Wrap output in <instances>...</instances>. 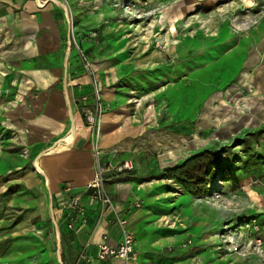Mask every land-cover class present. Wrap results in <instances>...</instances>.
<instances>
[{
	"label": "rangeland",
	"instance_id": "1",
	"mask_svg": "<svg viewBox=\"0 0 264 264\" xmlns=\"http://www.w3.org/2000/svg\"><path fill=\"white\" fill-rule=\"evenodd\" d=\"M65 7L70 36L80 19ZM81 12L93 22L81 25L80 39L91 45L103 39V26L115 24L119 48H134L164 75L149 123L159 146L147 153L139 180L153 184L135 205H145L140 248L155 252L142 262L264 264V0H84ZM175 46L187 49L176 55ZM89 49L77 36L69 46L81 74L88 62L99 89ZM238 100L252 102L253 119L233 121ZM80 101L81 113L89 104ZM18 156V146L0 142V264H71L76 248L30 203L39 194L13 181L29 167Z\"/></svg>",
	"mask_w": 264,
	"mask_h": 264
},
{
	"label": "crops",
	"instance_id": "2",
	"mask_svg": "<svg viewBox=\"0 0 264 264\" xmlns=\"http://www.w3.org/2000/svg\"><path fill=\"white\" fill-rule=\"evenodd\" d=\"M65 3L76 19L79 16V23L75 20L72 25L73 34L80 45L90 47L105 108L99 133L93 137L80 113V97L88 95L85 102L92 103L91 90L87 77L79 71L75 51H70L67 44L70 24ZM83 3L84 0H0V142L10 141L22 150L18 158L29 167L19 168L13 181L39 194L38 200L30 203L50 219L56 236L63 232L62 236L76 248L71 264H124L122 260L98 257L100 244L116 247L122 239L113 213L101 210L85 192L98 166L104 172V191L124 210L134 232L137 256L128 264H144L143 255L149 257L155 252L140 248L145 205L137 207L135 202L149 198L145 195L153 184L139 180L147 175V153L159 146V135L149 123L157 113L153 103L156 81L164 75L150 69L156 62L138 57L134 48H119L122 39L118 37L122 34L115 24L103 26V39L91 45L80 39L81 25L93 22L90 16L83 17ZM173 49L177 55L187 48ZM212 55L208 47V67ZM241 101L238 100L242 106L234 122L251 120L257 113L249 107L252 102ZM208 108V122L212 123L213 112ZM5 132H10L8 137ZM94 146L100 149L97 157ZM125 160L132 164L130 171L104 170L107 165ZM66 185L80 197L86 217L83 224L72 213L62 192ZM69 215H73V228L68 227ZM81 252L90 259H79Z\"/></svg>",
	"mask_w": 264,
	"mask_h": 264
},
{
	"label": "built area",
	"instance_id": "3",
	"mask_svg": "<svg viewBox=\"0 0 264 264\" xmlns=\"http://www.w3.org/2000/svg\"><path fill=\"white\" fill-rule=\"evenodd\" d=\"M75 43V36L73 33L68 36L67 44L71 45V42ZM78 52H82L79 50ZM86 63H83L82 73L86 76H92V103L87 105L85 108H81V114L84 120L85 127L89 129L90 135L97 136L99 133V122L100 116L102 114V105L99 89L97 88L96 81L94 80L93 71L91 67ZM82 100H86V96L83 95L80 97ZM98 147L94 146L93 151L95 156L99 155ZM131 164L127 161H123L120 164L116 165H107L104 169L105 171L115 170L116 172H121L123 170H129ZM103 169L98 166L96 173L93 178L87 183L85 187V192H88L90 197L95 200L101 207V210H110L114 215V222L118 224L121 229L122 239L116 247L109 246L107 243H102L99 246L98 257L101 259H110V260H122L124 264H128L129 261L136 259L137 253L135 248V236L133 230L129 226V221L124 210L118 206L115 202L111 200L108 194L103 189V182L105 177L103 175ZM62 192L67 197V200L70 205V209L73 214H77L80 218V222L83 224L86 220L84 207L80 203V197L74 188L70 185L63 187ZM136 205V202H135ZM73 215H69V228H73ZM105 240V237H104ZM79 259L89 260V257L81 252L79 254Z\"/></svg>",
	"mask_w": 264,
	"mask_h": 264
},
{
	"label": "bare ground",
	"instance_id": "4",
	"mask_svg": "<svg viewBox=\"0 0 264 264\" xmlns=\"http://www.w3.org/2000/svg\"><path fill=\"white\" fill-rule=\"evenodd\" d=\"M75 132V131H74ZM74 138V137H73ZM73 141V140H72Z\"/></svg>",
	"mask_w": 264,
	"mask_h": 264
}]
</instances>
